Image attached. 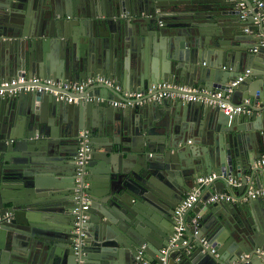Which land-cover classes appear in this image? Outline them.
<instances>
[{
    "label": "water",
    "instance_id": "95a60500",
    "mask_svg": "<svg viewBox=\"0 0 264 264\" xmlns=\"http://www.w3.org/2000/svg\"><path fill=\"white\" fill-rule=\"evenodd\" d=\"M263 43L256 0H0V81L104 75L126 91L168 82L250 100L229 116L172 98L117 106L123 95L106 84L0 96V264H264L262 199L210 201L264 186V148H250L264 130ZM81 130L92 149L79 186ZM212 173L222 177L183 213L185 233L163 254L176 209ZM85 195L89 207L74 211Z\"/></svg>",
    "mask_w": 264,
    "mask_h": 264
},
{
    "label": "built area",
    "instance_id": "2783aa9c",
    "mask_svg": "<svg viewBox=\"0 0 264 264\" xmlns=\"http://www.w3.org/2000/svg\"><path fill=\"white\" fill-rule=\"evenodd\" d=\"M257 6L260 8H264V2L261 0H256ZM238 7L241 10V18L246 19L250 14V9L248 5L242 1L238 3ZM261 14L258 13L257 17ZM250 70L246 71L248 74ZM243 77H240V80ZM106 84L113 88L114 91L120 92L124 97L126 102H116L113 101L114 105H122L126 106V104H138L141 103L142 100H154V99H163V98H172V99H180L184 101H200L206 104L218 105L219 108L229 116L234 114H241L246 112V108L244 104H235L228 100V95H226L225 91L223 90H208L203 88H195L185 85H178V84H171L167 82L153 84L145 90L140 91H124L122 93V87L118 84H115L113 79H110L104 75H95L92 77H88L86 80L81 82H71L67 80H54V79H42L38 76H27V75H19L16 77H12L7 80L0 81V96H5L7 94H16L19 91L26 90L32 91L36 90L39 92H51L56 95L62 92H69L73 96L76 93L83 92L87 87H94L97 85ZM74 98L69 97L68 100L72 101ZM91 99V98H89ZM105 98H99V100H104ZM248 102V101H247ZM91 145H90V137L89 133L86 130H82L80 132V145L78 148V153L76 156V163L78 164V176L76 181L78 185L81 186V182L83 176L87 173L85 168L86 162L91 157ZM258 165L264 167V159L258 161ZM257 165V163H256ZM257 165V166H258ZM262 167V168H263ZM223 175V174H222ZM221 175L217 173H212L209 175H203L198 177L197 179V186L193 188L192 191L188 192L185 196L183 202L178 206L175 211L178 220V226L176 228V233L171 240V243L167 248L162 249V253H168V250L171 248L177 247L176 241L184 235L186 227L183 221V213L194 206V204L199 200V197L202 193L203 188L209 184L210 182L214 181L215 179L219 178ZM222 177V176H221ZM230 183L234 186H239L240 182L237 178H231ZM264 197V187L259 189H250L245 196H242L240 199L243 201L254 200L257 198ZM235 196L228 194V193H217L214 194L210 201H232ZM236 200V198H235ZM89 207V199L87 195L84 196L82 201V207H76L74 211L81 212L83 209H87ZM5 218H9V214L5 215ZM4 219L3 216H0V223ZM82 220L77 222L79 228H77V232L82 235H85V232L82 231L81 225ZM204 244H208L207 240L204 238L202 239ZM82 238L76 239L75 248L79 249L82 245ZM145 245L142 246L140 250V255L144 253ZM211 252H215V249H211ZM257 253L264 257V250L258 249ZM165 261V257L162 258Z\"/></svg>",
    "mask_w": 264,
    "mask_h": 264
},
{
    "label": "crops",
    "instance_id": "0c3cea01",
    "mask_svg": "<svg viewBox=\"0 0 264 264\" xmlns=\"http://www.w3.org/2000/svg\"><path fill=\"white\" fill-rule=\"evenodd\" d=\"M65 5V3H62L61 4V6H64ZM61 8V7H60ZM258 36H260V34H257ZM264 44V43H263ZM114 80V79H113ZM115 81V80H114ZM168 83V82H167ZM171 84H173V83H171ZM93 87V86H92ZM91 87V88H92ZM147 89V88H146ZM34 91V90H33ZM124 88H122V93H124ZM128 91V90H127ZM47 93H51V92H47ZM103 95L105 96V97H109L110 95L105 91V92H103ZM110 98V97H109ZM148 100H150V99H148ZM228 100H230V96H228ZM231 101V100H230ZM249 102L250 100L248 99V100H243V102L242 103H239V104H245L246 102ZM121 103H125L126 102V100H125V97L123 96V99L120 101ZM147 102V100H142V102L141 103H138V104H143V103H146ZM135 105H137V104H135ZM134 104H132V103H130V104H126V106H135ZM207 105V104H206ZM117 106H122V105H117ZM263 127V125H261V122H260V127ZM82 131V130H81ZM80 131V132H81ZM79 132V133H80ZM254 132H256V131H254ZM258 133V134H257ZM257 133H254L253 134V136H251V144L252 145H250V148H251V146H253V149L255 150V152H259L262 148H264V130H262V132H261V134H259V132H257ZM191 140V139H190ZM190 142V141H189ZM261 159H264V156H261L258 160H257V165H258V161L259 160H261ZM258 166H260V165H258ZM261 167H263V166H261ZM264 168V167H263ZM194 184V183H193ZM192 184V186H193V188H195V186H197L198 184H197V182H196V184L195 185H193ZM264 187V186H263ZM193 188H191L190 189V191H192L193 190ZM259 188H262V187H251V189H259ZM204 189V188H203ZM234 190L235 191H237L238 190V188L236 187V188H234ZM189 191V192H190ZM203 191V190H202ZM225 192H227L228 193V189H226L225 190ZM237 197H239V199H240V197H242L240 194L239 195H237L235 198H236V200H235V198L232 200V202L233 201H238L239 199L237 198ZM262 199V201L259 203V205H258V211H257V214L260 216V217H263L264 218V197H262L261 198ZM201 221L202 222V219H201V217L200 216H194V218H192V221H194V222H196V221ZM199 227V226H198ZM201 232V231H200Z\"/></svg>",
    "mask_w": 264,
    "mask_h": 264
},
{
    "label": "flooded vegetation",
    "instance_id": "af4514ba",
    "mask_svg": "<svg viewBox=\"0 0 264 264\" xmlns=\"http://www.w3.org/2000/svg\"><path fill=\"white\" fill-rule=\"evenodd\" d=\"M188 193V192H187ZM187 193H186V195H187Z\"/></svg>",
    "mask_w": 264,
    "mask_h": 264
},
{
    "label": "clouds",
    "instance_id": "9594fccd",
    "mask_svg": "<svg viewBox=\"0 0 264 264\" xmlns=\"http://www.w3.org/2000/svg\"><path fill=\"white\" fill-rule=\"evenodd\" d=\"M114 101V100H113ZM113 104V103H112Z\"/></svg>",
    "mask_w": 264,
    "mask_h": 264
}]
</instances>
